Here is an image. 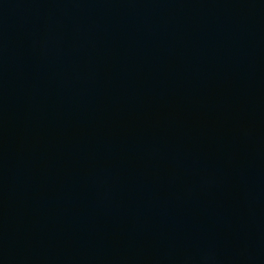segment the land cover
Masks as SVG:
<instances>
[{
    "label": "water",
    "instance_id": "95a60500",
    "mask_svg": "<svg viewBox=\"0 0 264 264\" xmlns=\"http://www.w3.org/2000/svg\"><path fill=\"white\" fill-rule=\"evenodd\" d=\"M0 264H264V0H0Z\"/></svg>",
    "mask_w": 264,
    "mask_h": 264
}]
</instances>
